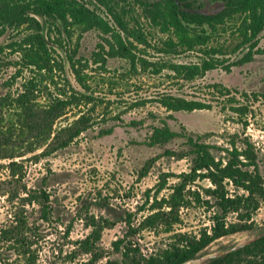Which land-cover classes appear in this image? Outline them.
Returning a JSON list of instances; mask_svg holds the SVG:
<instances>
[{
	"label": "trees",
	"instance_id": "trees-1",
	"mask_svg": "<svg viewBox=\"0 0 264 264\" xmlns=\"http://www.w3.org/2000/svg\"><path fill=\"white\" fill-rule=\"evenodd\" d=\"M221 1V10L205 14L195 8V0H0V38L10 34L9 42L0 46V68L13 70L1 82L0 95V197L11 207L0 226V264H39L41 227L59 223L48 174L29 186L26 163L48 160L111 120L141 127L144 119L125 122L122 116L150 103L166 116L148 114L157 124L143 144L182 142L179 149L148 158L137 180L145 178L161 157L186 160L187 171L160 173L133 211L114 202L118 191H110L108 182L77 196L71 219L63 223V238L68 239L75 222L89 232L65 243L70 248L66 252L61 245L58 259L63 264H186L222 238L257 229L254 216L264 205V153L245 132L221 134L219 144L210 141L214 133L195 134L183 125L174 131L169 121L175 120V113L211 110L215 102L244 130L252 104L264 100V92L246 93L215 82L204 86L213 101L163 92L125 103L108 118L113 102L98 97L91 82L95 75L109 74V59L127 63L121 80L166 71V78L177 86L194 83L218 68L229 72L233 65L250 62L264 31V0ZM153 30L163 37L158 43L153 42ZM75 31L79 34L71 49ZM90 31L99 34L100 42L86 59L77 56V50L82 35ZM225 36L233 38V44L220 42ZM240 50L247 52L227 64L228 56ZM185 54L196 55V61L173 60ZM66 63L75 86L66 75ZM60 121L66 124L56 127ZM113 130L110 126L98 135L108 136ZM164 191L167 194L161 195ZM190 208L209 213V223L195 233L181 232L177 227L183 224L182 213ZM34 214L37 221L30 219ZM119 224L124 226L122 236L112 241L110 250L101 247L104 231ZM263 232L200 264H264V235L259 236ZM144 233L163 238L161 245L143 253L139 240Z\"/></svg>",
	"mask_w": 264,
	"mask_h": 264
},
{
	"label": "rangeland",
	"instance_id": "rangeland-1",
	"mask_svg": "<svg viewBox=\"0 0 264 264\" xmlns=\"http://www.w3.org/2000/svg\"><path fill=\"white\" fill-rule=\"evenodd\" d=\"M221 0H195L194 6L197 10L205 14L218 12L223 8ZM79 32H74L71 42V49L74 48ZM10 34L0 38V46L9 42ZM154 43H158L162 37L157 31H152ZM227 41L233 44V38L223 37L220 42ZM99 34L96 31L84 33L80 38L77 56L89 59L91 53L96 49L99 43ZM61 57L64 53L57 50ZM247 50H240L234 55L228 56L227 64H231L244 56ZM149 53H152L151 51ZM152 55V54H151ZM177 62L187 63L196 61V55L185 54L173 58ZM109 74H98L92 79V85L95 88L96 95L113 102L110 108L111 114L108 118L116 115L124 109L125 103L139 98H151L159 93L171 92L175 95L186 98H195L202 100H211L210 94L204 89L206 84L219 82L228 88L246 93L264 92V31L259 38L258 46L253 50L250 62L241 65H233L229 72L223 68L209 71L203 78L194 83H187L177 86L166 78V71L160 75L139 74L132 75L128 80H121L120 73L128 69V65L121 59H109L107 63ZM66 75L75 86L68 70V64H65ZM12 69L0 68V95L3 94L1 82L8 79L12 74ZM20 80H17L18 86ZM15 86V87H16ZM213 101V100H211ZM211 110H201L192 113H175L174 121H169L172 130L178 131L179 126L183 125L186 129L195 134L214 133L210 141L222 143L219 138L221 134H232L245 132L256 147L264 153V100L252 104V115L248 119L246 129L228 120L230 114L222 111L218 104L212 102ZM102 112V108L98 109ZM154 113L156 117L164 118L166 113L156 104H147L143 108L130 110L122 118L125 122L132 119H144V125L141 127H126L117 124L116 121H109L101 124L94 129L87 131L67 149L60 151L46 161L39 164L26 163L27 175L26 182L29 186H34L42 176L48 174V189L52 195L56 214L59 215V223L54 222L49 226L44 224L41 228L42 240L39 251V264L55 262L63 264L58 259V249L63 245V251L70 248L65 243H71L84 238L88 234L80 222H75L69 234L68 239L63 238L65 226L75 210L76 197L81 194H87L95 189H100L108 182L110 191H118V196L114 201L117 204L124 205L126 209L132 211L136 206L144 201V193L151 189L158 181V175L163 172L179 174L186 172L188 162L186 160L177 161L165 157L159 158L151 168L149 174L142 180H137V171L143 166L144 162L151 157L160 155L165 149H179L181 139H176L163 147L146 146L144 140L150 132V127L157 124V120H152L148 116ZM10 117V113H7ZM107 117V116H104ZM66 124L65 121L57 123L56 127ZM114 126L112 134L100 137L98 132ZM50 171V174L48 173ZM110 180V181H109ZM164 191L161 195H166ZM11 207L6 200L0 197V226L3 225L9 216ZM95 214L97 210H93ZM33 212H31L32 214ZM37 215L30 216L32 221L36 220ZM209 213L199 208H190L182 213L183 224L177 227L181 232L195 233L201 227L208 225ZM257 229L250 233H238L230 237L222 238L211 244L204 253L187 264H200L206 259L223 253L225 249L244 245L255 239L260 230L264 229V205L254 216ZM39 223V222H37ZM124 226L119 224L113 229L104 231L101 239V247L106 250L111 249L112 241L122 236ZM163 238H155L150 233H144L139 240L143 253L150 252L156 245H161ZM85 259V257H83Z\"/></svg>",
	"mask_w": 264,
	"mask_h": 264
},
{
	"label": "water",
	"instance_id": "water-1",
	"mask_svg": "<svg viewBox=\"0 0 264 264\" xmlns=\"http://www.w3.org/2000/svg\"><path fill=\"white\" fill-rule=\"evenodd\" d=\"M263 235H264V232H263L261 235H259V236H263ZM256 238H258V237H256ZM256 238H255V239H256ZM253 240H254V239H253ZM250 242H251V241H250ZM248 243H249V242H248ZM246 244H247V243H246ZM241 246H242V245H241ZM237 247H239V246H237ZM234 248H236V247H234ZM220 254H222V253H220ZM218 255H219V254H218ZM216 256H217V255H216ZM213 257H214V256H213ZM210 258H211V257H210ZM193 261H194V260H193ZM190 262H191V261H190ZM187 263H189V262H187ZM187 263H186V264H187Z\"/></svg>",
	"mask_w": 264,
	"mask_h": 264
}]
</instances>
